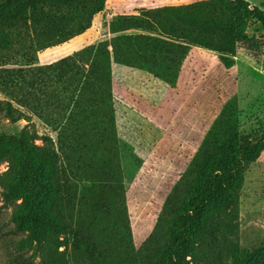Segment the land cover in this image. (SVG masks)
<instances>
[{
    "label": "rangeland",
    "instance_id": "rangeland-1",
    "mask_svg": "<svg viewBox=\"0 0 264 264\" xmlns=\"http://www.w3.org/2000/svg\"><path fill=\"white\" fill-rule=\"evenodd\" d=\"M19 1L22 0H2L0 10ZM185 1L195 0H162L159 4ZM247 1L249 9L256 6L264 11V0ZM118 4L117 0H104V8L91 21V25L98 20L102 23L100 33L90 44L105 40L109 43L111 111L91 94L71 101L79 83L73 81L69 89L66 87L68 80H75L78 75L68 71L67 77L58 82L60 70L54 66L31 70L48 64L38 60V54L46 49L39 48L48 43L46 37L24 35L25 25L17 22L9 23L18 27L0 30V102H11L16 111L11 114L20 113L19 119L7 116L0 105V136L21 137L27 146L0 140V264H7L11 254H21L30 264H66L63 230L40 225L38 229L31 220H23L36 193L45 202L44 207L71 225L95 218L92 236L99 247H105L101 249L104 262L155 264L177 232L178 217L192 188L204 182V172L195 171L185 177L171 207L167 206L161 217L164 199L224 107L222 127L220 123L215 138L223 142L251 134L255 151L238 168L229 201L220 209L209 206L192 225L180 264H264V20L254 11L245 14L243 34L234 42L230 55L235 63L232 82L236 88L223 95L215 84L219 74L231 70L220 68L218 56L213 57L217 54L206 48L200 47L213 54H202L209 70L196 68L191 78L184 74L174 86L145 70L116 63L111 52L112 37L153 34L143 29L144 18L135 11L140 6L109 11ZM118 15L134 16L118 21ZM50 57L48 54L42 58ZM77 62L87 65L84 59ZM8 77L10 82L6 84ZM213 88L217 90L215 95ZM214 98L217 103L209 111L206 105H211ZM187 120L203 124L197 144L185 143L178 136ZM65 122L72 125L68 137L77 146L69 156L79 160L78 172L68 171L72 161L60 153L54 162L46 157L47 146L57 151L55 128ZM166 125L171 126L172 139L166 137L156 143L167 132ZM44 136L50 139L48 144L43 142ZM134 155L143 162L128 183ZM215 165L216 162L207 163V169ZM115 182L123 187L126 184L129 230L123 228L126 223L116 211L120 190ZM10 229L18 231L14 234Z\"/></svg>",
    "mask_w": 264,
    "mask_h": 264
},
{
    "label": "trees",
    "instance_id": "trees-1",
    "mask_svg": "<svg viewBox=\"0 0 264 264\" xmlns=\"http://www.w3.org/2000/svg\"><path fill=\"white\" fill-rule=\"evenodd\" d=\"M248 5L247 0H196L186 4L140 8L138 16L144 18L143 29L151 30L153 34H121L112 37L110 45L112 46L113 60L116 63L145 70L172 86L176 83L191 46L214 51L221 64L229 68L235 65L230 55L234 48V42L243 34L245 14L254 11L264 20L263 10L256 6L251 10ZM103 8L104 0H22L0 10V30L6 31L7 27H18V25L23 26L24 24V32H22L24 35L44 36L48 39L47 44L39 47L43 49L65 42L84 32L90 27L93 15ZM133 16L118 15L116 20L121 21L133 18ZM9 22H17L18 25H12ZM220 27L224 30L219 32L211 30ZM18 30L21 31V29ZM108 45L106 40L96 45H86L54 62L38 65L31 70L41 71L54 66L60 70L56 77L58 82L63 77H67L68 71L74 76L78 75L75 80H68L66 87L69 89L73 81L79 83L77 94L71 98V101H78L79 96L83 94H91L98 104L102 105L103 103L111 111L113 106ZM82 59L86 60V66L79 65L77 62ZM10 78L8 77L4 83L10 82ZM0 105L7 116L13 115L11 111L15 109L11 102L3 101L0 102ZM224 109L225 107L213 120L191 162L172 185L164 199L160 214L165 212L167 206L171 207L173 199L179 191L177 189L181 188L180 185L189 173L204 172L202 174L205 177L204 182L192 188L188 203L178 217L177 232L170 238L167 251L159 255L155 264H180L192 225L198 221L209 206L220 209L223 203L229 201V192L235 185L238 168L243 160L255 151L256 145L251 134L239 138L233 137L231 140L223 142L215 138L217 128L222 122L220 116ZM13 116L15 119H19L20 113ZM55 129L57 130V151H53L47 146L46 157L54 162L60 153L66 160L68 158V162L69 159L72 161V164H68L70 166L68 171L78 172L80 170L78 169L80 164H77L79 160L76 157L72 158L71 154L69 156V153H75L77 146L72 144L68 137L72 131V125L65 122L56 126ZM141 138L146 141L144 137L141 136ZM0 140L27 148L21 137L1 135ZM42 140L45 144L50 142L47 136L42 137ZM134 161V167L128 173V183L137 174L143 159L135 156ZM213 162H216L215 168L208 170L207 163ZM114 186L120 190L117 214L121 217V221L124 220L126 223L123 228L129 230L124 197L126 184L123 187L120 182H115ZM44 203L39 193H36L31 210L23 220H31L33 226L38 229H40V225L41 227L63 230L64 250L62 253L66 258V264H111L103 261L104 251L101 249L105 247H99L92 236L94 217L88 219V223L86 221V223L71 225L44 207ZM161 217L159 215L158 220ZM17 231V229H10V233L15 234ZM107 246L110 245L107 244ZM7 264L30 263L21 254H11Z\"/></svg>",
    "mask_w": 264,
    "mask_h": 264
},
{
    "label": "crops",
    "instance_id": "crops-1",
    "mask_svg": "<svg viewBox=\"0 0 264 264\" xmlns=\"http://www.w3.org/2000/svg\"><path fill=\"white\" fill-rule=\"evenodd\" d=\"M162 0H128V1H119L117 0V2H119L120 4L115 5L114 7H111V9H109V11L111 12L112 10H116L121 8H126V7H130V6H140L141 8H151V7H158V6H164V5H178V4H186V3H190L193 1H185V2H180V3H165V4H159ZM196 1V0H195ZM119 6V7H118ZM131 7V8H132ZM135 9V8H134ZM133 11V8H132ZM136 13L138 12V10H135ZM97 19V17H95ZM101 20H98V22L96 23H92V25H90V27H88L84 32L77 34L73 37H71L70 39H68L65 42H62L60 44L51 46V47H47L46 49L42 50L41 53L38 54V60L40 61V63H50L53 62L63 56H66L70 53H72L73 51L79 50L82 47L90 44L91 42H93L96 37H97V32L100 33L101 30ZM54 52H57L56 54L52 55ZM50 55L51 57L48 58H42L45 55ZM204 54H210L213 55L212 53H208L206 51H204L203 49H200V47L198 46H191L187 56L184 59V62L182 64L179 76H178V81L177 84L180 83L181 81V76L182 75H186L188 78H191L194 70H196V68H205L207 70H209V63H206L204 61L203 55ZM213 57H217V55H213ZM218 59V57H217ZM219 61V60H218ZM202 62L204 65L202 66H198L197 63ZM220 62V61H219ZM206 63V65H205ZM220 68L226 70H231L229 73L225 71V73L219 74V80L217 81V83L215 84V87L217 89H219V91L225 95V93H231L235 91L236 86L233 85V79L236 76L235 73H233V69L234 66H231L229 68L224 67L221 63L219 65ZM222 69H220V72L222 73ZM230 74V76H228ZM176 84V85H177ZM187 84V83H186ZM188 85V84H187ZM210 85V84H209ZM171 89H173L174 87H170ZM215 95V93H217V90L215 88H213L212 91ZM221 100V99H220ZM222 101V100H221ZM220 101V102H221ZM217 103V98H214L212 104L210 105V102L206 105V107H210L209 111H211V107L215 106V104ZM171 121V120H170ZM188 123H186L185 127L181 128V133L178 134V136H181V140L184 141L185 143H189L190 141L194 142V143H199V141H201V133H203V124L202 123H196L194 121H189L187 120ZM194 122V123H193ZM190 123V124H189ZM167 127V132L164 133V137H159L156 139V143L158 141H162L164 140L166 137L168 140L172 139L171 138V132H169V127H171L170 125H166ZM177 133H179L180 131H176ZM176 133V135H177ZM179 150V149H177ZM175 155H177V153H175ZM177 170V169H176ZM174 172L175 169L173 170ZM178 171V170H177ZM143 238V237H142ZM141 238L138 240V242H140Z\"/></svg>",
    "mask_w": 264,
    "mask_h": 264
}]
</instances>
